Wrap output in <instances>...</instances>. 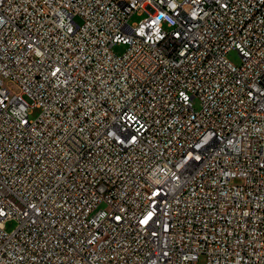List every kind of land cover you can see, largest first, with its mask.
<instances>
[{"label":"built area","instance_id":"obj_1","mask_svg":"<svg viewBox=\"0 0 264 264\" xmlns=\"http://www.w3.org/2000/svg\"><path fill=\"white\" fill-rule=\"evenodd\" d=\"M201 255L264 264V0H0V264Z\"/></svg>","mask_w":264,"mask_h":264},{"label":"rangeland","instance_id":"obj_2","mask_svg":"<svg viewBox=\"0 0 264 264\" xmlns=\"http://www.w3.org/2000/svg\"><path fill=\"white\" fill-rule=\"evenodd\" d=\"M146 15L144 13L142 14H134L128 21V23L131 25V26H134L135 24H137V22L139 20H141L143 17H145ZM126 50V45H123V44H117V45H114L112 47V51L115 53V54H122L124 51ZM226 59L228 61H230L232 64L238 66L241 62V59H240V56L238 55L237 51L236 50H230L226 53ZM4 85L11 91V92H16L17 91V87L10 81L8 80H4ZM28 104L31 106L29 108V118L30 119H35L38 115H39V109L35 106H33V101L28 98V97H25ZM194 105L195 107H198V102L195 100L194 101ZM234 183H239L238 180H235ZM16 221L15 220H9V221H6L5 225H4V228L7 232H10L12 231L15 227H16ZM195 264H205V257L203 255L199 256L198 260L196 261Z\"/></svg>","mask_w":264,"mask_h":264}]
</instances>
